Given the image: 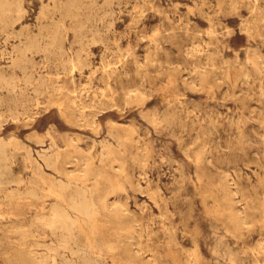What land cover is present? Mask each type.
Wrapping results in <instances>:
<instances>
[{"label": "rangeland", "instance_id": "1", "mask_svg": "<svg viewBox=\"0 0 264 264\" xmlns=\"http://www.w3.org/2000/svg\"><path fill=\"white\" fill-rule=\"evenodd\" d=\"M67 4L23 0L21 19L0 23V139L14 175L39 186L37 166L52 172L46 154L59 149L80 171L83 154L104 167L110 147L126 161L124 200L143 249L131 248L143 264H175L174 254L182 264H264V0ZM220 182L249 215L244 234L203 202L212 193L225 203ZM45 200L0 193V264ZM24 244L80 264L42 227Z\"/></svg>", "mask_w": 264, "mask_h": 264}, {"label": "bare ground", "instance_id": "2", "mask_svg": "<svg viewBox=\"0 0 264 264\" xmlns=\"http://www.w3.org/2000/svg\"><path fill=\"white\" fill-rule=\"evenodd\" d=\"M77 5L78 0H68L67 8L70 9ZM24 8L23 0H0V23L20 18L24 13ZM49 38L51 37L49 36ZM58 40L60 41V39ZM202 78L204 83H207L209 76L203 75ZM33 134L40 137L38 131ZM7 144L4 139H0V193L3 192L4 197L10 200L17 199L18 201L26 199L29 195L42 197L43 200L47 197L51 199L48 203L49 206L46 204L47 201H44L30 226L22 221L13 230L20 239L11 244L10 249H5L9 264H56L50 257L39 255L38 252L28 249L24 244V240L35 226L42 227L59 238L64 248L78 255L80 264H108L110 257L112 264H143L141 262L142 256L138 255V252L132 251L131 248L132 244L136 243L139 247L138 250L143 249L137 240L135 217L131 215L127 202L124 200L128 190L124 179L120 178V175L126 172V161L121 154L110 147L103 152L102 161L111 170L105 166L96 167L93 163V156L83 154L82 156L88 159L84 168L80 171H70L67 168L70 160L57 149L58 151L54 154L44 156L45 164L48 166L47 168L52 169V172H47L39 164L37 166L39 186L29 188L24 185L25 181L22 176L17 177L13 173ZM79 151L83 153V150ZM136 159L141 162V159L137 157ZM124 177L129 178L128 173H125ZM12 183H16V186L12 187ZM220 189L225 192L223 197L225 203L223 204L217 195L206 194L203 198L206 208L217 211L222 207L228 212L235 230L244 234L245 230L250 228L249 215L234 209L231 197L232 190L227 184L220 182ZM174 255H176L175 264H182L180 256ZM195 256L193 260L195 263H199L197 254ZM189 262L191 263L192 260ZM147 264L167 263L156 257Z\"/></svg>", "mask_w": 264, "mask_h": 264}]
</instances>
